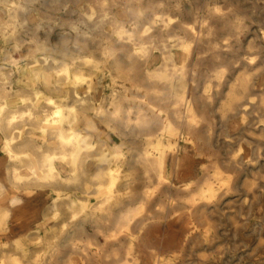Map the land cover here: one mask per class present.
<instances>
[{
    "label": "bare ground",
    "instance_id": "6f19581e",
    "mask_svg": "<svg viewBox=\"0 0 264 264\" xmlns=\"http://www.w3.org/2000/svg\"><path fill=\"white\" fill-rule=\"evenodd\" d=\"M78 1L0 0V8L8 13V21L0 25V33L5 41L21 31H29L34 36L38 32L62 29L65 35H74L76 38L71 41V46L79 55L70 57V60L72 65L88 70L87 74L83 70L75 74L76 82L89 83L101 68H106L113 73L114 79L128 80L131 85L123 87V94L112 92L109 101L112 110L105 114L99 108L95 110L98 116L118 122L121 125L118 129L129 131L131 136L146 131V142L140 151L131 149L123 152L120 146H115L109 153L98 148L96 160L100 166L106 164L107 167L89 174L84 168L74 165L81 154L82 163L89 157L93 147L90 136L80 137L72 129H67L63 135L65 109L59 108L57 113L54 110V119L52 122L46 120L41 131L51 129L53 133V130H58L60 144L72 147L76 144L81 147V153L73 149L59 157L58 154H50L39 169L40 176L33 171L34 178L43 181L33 185L47 186L54 192L44 214V223L52 222V226L8 242L4 240L8 234L5 224L8 212L0 211V264H264V211L261 215L263 222H260L253 208L254 205L264 206L262 150L256 147L249 151L245 146L246 140L241 138L225 162L227 169L231 170L221 168L213 160V154H209L210 164L203 168V177L186 182V174L179 166L181 160L178 158L181 153L178 141L201 138L194 135L195 129L205 127V137L211 139V124L200 114L205 113L204 105L213 106L216 100L215 109L222 121L241 116L238 120L242 124L244 116H248L257 131L256 134L251 133L248 124L243 131L264 142V26L259 29L260 41L247 43V52L253 51L254 54L243 57L234 47L239 45V37L250 30V25L240 11L231 5L223 8L217 0H199L195 9L181 0H83L86 5L80 11L73 8ZM36 4L44 9V18L29 27L26 15L35 9ZM59 11L75 15V18L67 17L60 23L55 22V14ZM214 19L228 31L222 39L223 50L213 48L195 53L194 66L205 59L213 63L223 52L228 55V63H240L242 70L229 78L227 66L212 67L211 74L205 75V82L193 91L194 70L190 71L189 61L196 40L187 39L186 35L195 38L201 36L199 34H209L214 29L210 23ZM33 41L36 47L47 52L45 44L36 39ZM61 42L67 46L70 40L62 39ZM197 42L200 43V39ZM219 44L213 40L210 43L212 47ZM14 47L18 48L17 45ZM157 54L160 64L153 66ZM61 74L68 77L66 67ZM139 79H144L151 87L138 86ZM47 101L53 105L56 99L55 102ZM87 102L83 99L79 103L83 108H89ZM122 103L128 104L124 111ZM28 110L31 111L30 108ZM44 110L47 114V109ZM74 111L70 109L71 120L66 116L67 125L73 122ZM31 114L28 113L29 117ZM118 129L111 128L113 132ZM232 138L224 133L226 143ZM56 159L71 165L70 176H59L53 166ZM255 165L262 169L259 175L254 173L257 171ZM243 166H247L252 175L244 188L249 199L247 202L244 197L240 199L241 206L245 203L246 211L242 214L219 213V203L228 201L229 194L235 191V170ZM139 182L142 187L136 190ZM71 190L78 194L69 195ZM227 230L233 240L231 244L223 242ZM250 235H255L256 239H243Z\"/></svg>",
    "mask_w": 264,
    "mask_h": 264
},
{
    "label": "crops",
    "instance_id": "0c3cea01",
    "mask_svg": "<svg viewBox=\"0 0 264 264\" xmlns=\"http://www.w3.org/2000/svg\"><path fill=\"white\" fill-rule=\"evenodd\" d=\"M85 3L86 2H84L83 0H79L77 3L73 5V8L78 9V11H80L82 7L86 5ZM44 12H45L44 9H42L39 4H36L35 9L26 15V21L28 26L32 27L34 24L41 22V20L44 18L43 17ZM55 17H56L55 22L60 23L62 20H64L67 17L75 18V15L69 16L66 15L64 11H59L57 14H55ZM7 21H8V13L3 7H1L0 25L4 24ZM64 33L65 32H63L62 29H57L52 32H38L37 34H34V36H32L31 32L29 31H25V32L21 31L18 32L17 35L14 38L10 39L9 41H5L0 33V61H1L0 62V73H1L0 74V108H4L2 110L3 112L0 111V118H2V121L0 119V199H1L0 211L8 212V218L5 222V224L7 225L6 229L8 234L7 237H5L4 239L8 242H12L14 240L20 239L21 236H27L28 234L33 233L36 230L43 231L44 229L49 228L53 224L52 222L44 223V214L46 209L48 208L47 206H49L51 202L54 192L52 189H50L47 186L33 185L34 183L43 182L42 180L38 181L37 179L34 178L35 176L33 175V171L36 173V176H40L39 169H41L44 160L50 154L51 155L58 154L57 157H59L63 154L70 153L71 150L73 149L74 151L78 150L79 153H81L82 150L81 147L80 146L78 147L76 144H74V147L61 145L58 140V135H59L58 130H53L52 132L54 134L51 133V129L50 130L47 129L45 132H42L46 120L52 122V120L54 119L52 117H54V115L57 113L59 108H61L62 111L63 109H65V111H63L64 120L62 124L63 135L67 132V129H72L73 132L75 134H78L80 137L90 136L91 138L89 139V141H91L90 145L91 147L93 146L92 148L94 149L92 148L90 149L88 153L89 157L86 158L82 163V157H81L82 154H81L77 160V163L74 165V166H78L79 168L81 167L84 168L89 174H94V172H96L98 168L104 169L105 167H107L106 164H102L100 166L96 160L98 154V148L100 149L104 148V150L108 151L109 153L113 152L115 146H120L123 152H128L131 149L132 150L136 149L137 151H140L142 150L141 147H143L146 142V136H147L146 131L141 132L142 134L138 133L136 136H131L129 131L118 129V127L121 126L118 122L117 123L110 122L106 117L98 116L97 114L99 108H101L104 113L106 112L105 114H107V112L112 110V107L109 106L110 96L112 92L115 91L116 93L123 94L124 93L123 87L128 88L131 86L130 84H128V80L114 79L112 72H110L106 68H101L100 71L96 73L93 78L90 79L89 83L85 84L82 82H76V80L74 79L75 74H78L81 70H83L81 69L80 66H77V64L72 65V62L70 60V57L72 56L75 57L76 55H79V52L75 49V47L71 46V41L74 40L76 37L72 34H69L67 36ZM35 39L38 40L39 43H43L46 45L47 52L42 51V49L39 47H36L33 41ZM62 39L70 40L67 46L62 45L61 42ZM15 45H17L18 48H15L14 47ZM48 48L50 49L48 50ZM52 50L53 51L56 50L55 52L58 53H55ZM5 51L7 52L5 53ZM69 51H71L73 55ZM35 61H37L38 63H35ZM158 64H160L159 54L156 55V58L152 63V65L156 66ZM126 66L127 64L125 63V67ZM64 67H66L67 69L68 77H65L64 74H61V71ZM83 72L87 74L88 70L84 69ZM32 74H34L35 76ZM139 85L142 88L151 87V84H149L144 79L138 80V86ZM158 86L160 87V85ZM88 87H90L91 89L88 90L87 89ZM20 92H24V93H20ZM143 92L144 91L142 90V93ZM74 96L77 97V99ZM126 96L129 95L126 94ZM83 99H86V101H88L87 104L89 108L82 107L80 103L81 100ZM47 100H52L53 102H55L54 103L55 105L49 104ZM17 107L19 110L17 109ZM32 107L35 108L34 109L35 111L33 110ZM29 108L31 111L28 110ZM71 108L75 110L74 113L76 115L74 114L75 116L73 122L67 125L66 124V122L68 121L67 117L71 115L70 112ZM127 108H128V104L122 105V111H124ZM8 109L14 110L15 114H13L14 111L10 110L11 113L10 115V113H8L9 111ZM38 109L40 110L43 109V110L40 111ZM44 109H47L48 112L47 114L46 112L44 113V111H46ZM25 110H27V112ZM54 110L56 113H54ZM204 112L206 113L205 110ZM28 113L29 114L32 113L30 117ZM205 113L200 114L202 115L200 117L207 121H209V119L211 118L212 119L221 118L219 112L217 113L218 115L215 116L210 115L208 117L209 119L207 118V116H205ZM9 116L16 119L12 121V118H9ZM69 117H70L69 120H71V116ZM170 118L174 120L172 116H170ZM182 118L185 117L183 116ZM239 118H241V116L236 117L234 119H229L226 122L222 121L221 119L223 134L226 133L227 135L233 137L232 139L236 143L234 145L235 150L241 138H244L246 140L245 141L246 147L249 145V143L250 144H252V142L255 143V140L253 141L254 138L252 139L245 131H243V127H245L248 124L250 125L249 127H251L250 128L251 133L256 134L257 131L256 129L253 128L251 120L247 122L244 121L241 124L238 120ZM42 121L44 122L43 127L41 125L43 123ZM209 122L211 124V129L213 130L214 128V126H212L213 122L211 121ZM174 123L176 124L175 121ZM84 126L88 129H86ZM113 127H117L118 130L113 132L111 130V128ZM199 128L202 129L199 134L202 135L204 138L205 127L202 126ZM184 130L185 128L183 125L182 131ZM185 131H184V135H185ZM154 132H156V129H154ZM200 139L199 140L193 139L188 141L181 139L180 141H178V150L181 152L180 155L178 156V158H180L181 160L179 166L183 169V171L186 174V177L184 178V182L195 179H201L204 175L202 166L204 165L208 166L210 164L209 159L208 162H205L203 159L195 157L194 153L190 151V150L195 151V149L194 146L189 145V143L191 142L192 144H194L197 141H200ZM98 144L100 145L98 146ZM66 146L72 148L69 150ZM247 148L249 151H252L254 148H256V146L252 145ZM59 149L61 150L60 152H58ZM56 160H54L53 166L56 168L57 172L59 173V176L62 178L70 176L71 165L63 162L61 159H56ZM173 160L175 165L176 158H174ZM213 160L216 162L215 159ZM28 165H31V167L30 166L28 167ZM188 165L189 167H187ZM26 166L28 167V170ZM32 167H34L35 169ZM225 167L227 168V166ZM11 178L13 179V181ZM21 179L23 181H21ZM81 181L82 179L79 180V182ZM12 182H14V184ZM141 187L142 184L139 182V184H137L136 186V190H140ZM71 191H73V195L71 196H75L76 194H78L76 190H71ZM71 191H68L69 195ZM14 200L17 201L13 202ZM91 203H94V200H92ZM231 208L232 207L228 209ZM236 208L237 207H234L232 210H220L218 209L217 206V210L219 213L233 212L235 214H242L245 212L243 208L246 209L245 207H242L241 204L239 206V209ZM253 208L256 211L257 208L256 205H254Z\"/></svg>",
    "mask_w": 264,
    "mask_h": 264
},
{
    "label": "rangeland",
    "instance_id": "374dc122",
    "mask_svg": "<svg viewBox=\"0 0 264 264\" xmlns=\"http://www.w3.org/2000/svg\"><path fill=\"white\" fill-rule=\"evenodd\" d=\"M181 1L184 2L188 7L190 6L192 9H195L197 7V2L199 3V0H188V1L187 0H181ZM217 2L219 4L221 3L220 5L223 8L226 7L227 5H231L234 9L240 11L241 14L247 19V23L250 25V30L245 35H241L239 37L240 43H239V45H236L234 47V50H236L238 52V54H240L243 57H246V55L247 56L248 55L249 56L253 55L254 54L253 51L252 52H247L246 46H247V43H249L251 41H254V42H259L260 41L259 29L264 26V0H217ZM229 16H230L229 18H231V15H229ZM215 19L213 20V22L212 21L210 22V23H212L214 29L209 34H206V33L205 34L204 33L203 34H199L201 36H197V37L195 36V38L191 37L189 35H186L187 39L196 40L195 44H194V47L192 49L193 51H192V54H191V57H190V61H189L190 71L194 70V77H193V79H194V89H193V91L196 90L195 89L196 86H197L196 88L199 89L200 85L205 82L204 80H206L205 75L206 74H211V71L214 68H216V67L227 66V68H228V77L229 78H231L235 74L240 73L241 70H242L241 69L242 66H241L240 63L239 64L237 63L235 65H231L230 63H228L229 62L227 60L228 55H225L223 52L220 53L219 58L217 59V61L216 60L213 61L214 64L209 62V60L205 59L204 61L198 63L196 65V67L194 66V63H196L195 55H197L195 53H198L199 51L212 50L213 48H216L219 51L223 50L222 49L223 47H222V44H221L222 43V39L228 34V31L225 30L223 27H221L222 25H221V22H219V20H215ZM222 28L224 30H222ZM219 29H220V31H219ZM197 39H200L201 42L200 43L197 42ZM212 40L220 43L219 46L218 47H212L210 45ZM204 45L205 46L207 45V47H205ZM206 55L210 56V54H206ZM205 62H206V64H205ZM212 67H214V68L212 69ZM231 69H232V71H231ZM263 79H264V75H263ZM196 82L198 84H195ZM217 101L218 100H216L214 102L213 106L204 105V110L205 111L207 110L206 111L207 115H209V116L210 115L211 116L218 115L217 114L218 111L215 109V105H217V103H218ZM206 113H205V116H207ZM249 118L250 117H248V116H244V121H246V122L249 121L250 120ZM209 121L213 122V124H214L213 125L214 126L213 134H212L211 139L208 140L205 136L203 138V136L199 134L202 129L199 128V129L194 130V135L201 136L202 139H200V141H197L194 144H192L190 142L189 145H193L194 149H195V151L194 150H190V151L194 153L195 157L203 159L205 162H208V155L209 154H213V156H214L213 158L216 160L218 165L221 166V168H223L225 170H231V169H227L225 167V162L227 161V159L229 157L228 154L235 150L234 149V145L236 143H235V141L233 139L231 141H229V144L224 142V134H223L221 119L214 118L212 120L209 119ZM218 135H219V139H218ZM249 137L252 138V136H249ZM254 140H255V143L254 142H252V144L249 143V145L247 147L255 145L256 147H259V149L262 150V151L260 150L262 153H264V142L258 141L257 140V136H254L253 141ZM205 166H207V165L202 166V168H204ZM261 170L262 169L259 166V167H257V169H255L256 172H254V173L255 174L257 173V175H259L260 174L259 171H261ZM251 176H252L251 172L248 170L247 166H245V167L243 166V167H241V169L238 168L237 170H235V175H234L235 184L233 183L235 185V191L231 192L229 194V196H228L229 200L228 201H224L225 204L223 202L219 203L218 209H220V210H232L234 207H237L236 209H239V206L241 204L240 203V199H242V197H244L246 202H247L249 198H248V194L245 192L244 188L250 182ZM70 195H73V191L70 192ZM243 206H245V203H244V205H242V207ZM230 207H232V208L228 209ZM263 207H264L263 205H259L256 208L255 217L259 218V221L261 220V215L263 214V211H264ZM243 210L246 211V209H244V208H243ZM259 211H261V212H259ZM229 235H230V231L227 230V232H225V237H224V240H223L224 243L231 244L233 242L231 236H229ZM263 235H264V233H263ZM228 239H230V240L228 241ZM243 239L244 240L247 239V240H252L253 241V240L256 239V236L255 235L254 236L250 235V236L244 237Z\"/></svg>",
    "mask_w": 264,
    "mask_h": 264
}]
</instances>
